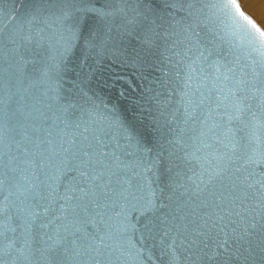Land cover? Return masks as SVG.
Instances as JSON below:
<instances>
[{
	"label": "snow or ice",
	"instance_id": "snow-or-ice-1",
	"mask_svg": "<svg viewBox=\"0 0 264 264\" xmlns=\"http://www.w3.org/2000/svg\"><path fill=\"white\" fill-rule=\"evenodd\" d=\"M106 63L142 86L113 100ZM0 264H264V24L0 0Z\"/></svg>",
	"mask_w": 264,
	"mask_h": 264
},
{
	"label": "water",
	"instance_id": "water-1",
	"mask_svg": "<svg viewBox=\"0 0 264 264\" xmlns=\"http://www.w3.org/2000/svg\"><path fill=\"white\" fill-rule=\"evenodd\" d=\"M238 3H241L238 0ZM242 7V3H241ZM242 10L245 14L249 15L242 7ZM250 16V15H249ZM251 17V16H250ZM255 20L253 17H251ZM256 21V20H255ZM159 74V73H155ZM101 81H108V84L111 86L106 89V92L110 97L115 100L119 97V93L124 91L126 95L132 94L134 91H138V86H142V82L139 78L137 71L131 66L124 67L120 64L106 63L100 70ZM121 102L125 101L121 98Z\"/></svg>",
	"mask_w": 264,
	"mask_h": 264
},
{
	"label": "bare ground",
	"instance_id": "bare-ground-1",
	"mask_svg": "<svg viewBox=\"0 0 264 264\" xmlns=\"http://www.w3.org/2000/svg\"><path fill=\"white\" fill-rule=\"evenodd\" d=\"M246 7L260 17L261 13L264 12V0H246Z\"/></svg>",
	"mask_w": 264,
	"mask_h": 264
},
{
	"label": "rangeland",
	"instance_id": "rangeland-1",
	"mask_svg": "<svg viewBox=\"0 0 264 264\" xmlns=\"http://www.w3.org/2000/svg\"><path fill=\"white\" fill-rule=\"evenodd\" d=\"M242 3V7L243 9L251 16L253 17L256 21L259 20V16L257 14H255V12H251V9L246 7V3H243L242 0H239ZM258 6V5H257ZM264 11V10H263Z\"/></svg>",
	"mask_w": 264,
	"mask_h": 264
},
{
	"label": "clouds",
	"instance_id": "clouds-1",
	"mask_svg": "<svg viewBox=\"0 0 264 264\" xmlns=\"http://www.w3.org/2000/svg\"><path fill=\"white\" fill-rule=\"evenodd\" d=\"M242 2L246 3V0H242ZM258 22H260L261 24H264V20H260V18H259Z\"/></svg>",
	"mask_w": 264,
	"mask_h": 264
}]
</instances>
